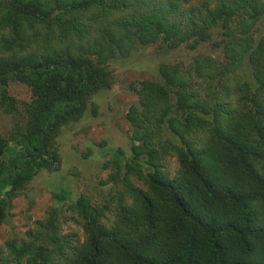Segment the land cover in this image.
Segmentation results:
<instances>
[{
    "label": "trees",
    "instance_id": "obj_1",
    "mask_svg": "<svg viewBox=\"0 0 264 264\" xmlns=\"http://www.w3.org/2000/svg\"><path fill=\"white\" fill-rule=\"evenodd\" d=\"M263 20L264 0H0V110L16 120L0 135V227L60 170L63 129L112 88L116 61L152 45L223 54L141 81L129 152L103 164L98 197L54 194L61 210L0 246V264H264Z\"/></svg>",
    "mask_w": 264,
    "mask_h": 264
},
{
    "label": "rangeland",
    "instance_id": "obj_2",
    "mask_svg": "<svg viewBox=\"0 0 264 264\" xmlns=\"http://www.w3.org/2000/svg\"><path fill=\"white\" fill-rule=\"evenodd\" d=\"M258 29L257 36L260 38L264 35V20ZM206 54L223 57L219 49L205 43L196 50L186 46L174 50L158 45L140 47L130 58L116 61L112 66L116 75L112 88L94 99L96 108L90 107L82 121L63 129L58 139L62 159L60 170L55 173L40 172L22 196L14 201L6 223L0 227V246L4 247L12 238L26 239L35 222L44 220L51 208L61 210L62 204L54 200L56 193L66 190L74 198L81 193L98 197L101 180L110 173L103 170V164L113 158L117 149L129 152L131 127L126 115L130 106L138 101L135 87L143 80L155 78L163 63H190L196 56ZM242 70L245 72L247 68ZM26 91L29 93L28 89L18 85L11 88L17 96L26 94ZM15 121L13 116L0 110V135L8 136ZM90 144H96L93 156L85 158ZM99 145H102L101 151ZM175 169L176 160L170 158L169 170L174 174ZM64 232L75 236L80 243L84 241L83 228L75 220L66 223Z\"/></svg>",
    "mask_w": 264,
    "mask_h": 264
}]
</instances>
